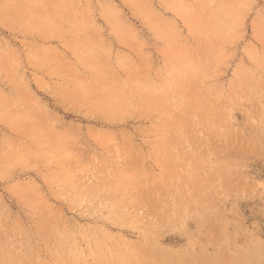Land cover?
<instances>
[{"label":"rangeland","instance_id":"1","mask_svg":"<svg viewBox=\"0 0 264 264\" xmlns=\"http://www.w3.org/2000/svg\"><path fill=\"white\" fill-rule=\"evenodd\" d=\"M0 264H264V0H0Z\"/></svg>","mask_w":264,"mask_h":264}]
</instances>
